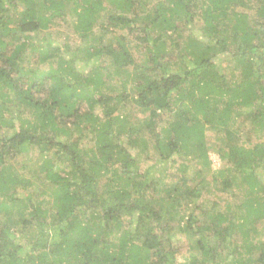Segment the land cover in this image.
Wrapping results in <instances>:
<instances>
[{
  "label": "trees",
  "instance_id": "16d2710c",
  "mask_svg": "<svg viewBox=\"0 0 264 264\" xmlns=\"http://www.w3.org/2000/svg\"><path fill=\"white\" fill-rule=\"evenodd\" d=\"M70 17L76 50L37 40ZM263 133L264 0H0V264H180L185 244L181 264H264ZM150 148L185 160L173 185L140 178ZM29 150L43 180L23 185ZM205 172L238 204L197 207Z\"/></svg>",
  "mask_w": 264,
  "mask_h": 264
},
{
  "label": "rangeland",
  "instance_id": "374dc122",
  "mask_svg": "<svg viewBox=\"0 0 264 264\" xmlns=\"http://www.w3.org/2000/svg\"><path fill=\"white\" fill-rule=\"evenodd\" d=\"M245 12V10H243ZM247 13L249 14L250 19H254L255 13L251 10H247ZM69 19V21H68ZM68 21V22H67ZM73 18H66L64 21H57L55 23H51L49 25V30H43L41 32V35L37 39L40 41L41 37L44 35H48V39L52 41L54 45H58L60 48H66L65 45H68V48H70L72 51L77 49V46L79 44L78 39H76V34L74 32L73 26H72ZM121 35V33H119ZM110 36H107L106 39H109ZM82 59V58H81ZM83 63V62H82ZM105 65L108 68V72L111 74L112 79L109 81L111 84V90H113V94H116L120 91L121 84L124 82L125 77L124 74H122L120 71L118 73L116 72V69L111 66L108 62L105 63ZM29 66L36 68L37 66L40 69H46L48 68V63H42L41 65L29 63ZM85 71V70H84ZM87 71V69H86ZM236 75V73H234ZM12 111H22V106L13 103L12 104ZM120 116L125 117L127 122V126H130L135 123H139L143 119V114L139 112V110L134 106L128 107L124 109H120ZM11 132V131H10ZM206 136L208 139V147H209V159H210V171L215 172L222 166V161L219 159L218 154L216 152L217 143H220L217 141V136L215 132L213 131H207ZM264 138V133L260 135V137ZM127 137V136H126ZM124 137V143L125 140L127 142V138ZM125 145V144H124ZM132 151V150H131ZM149 152L147 154H141L139 153V150L135 153V158L137 157V173L139 174L140 178L142 176H145L148 180H152L154 182H160L164 183L166 185H173V177L176 174V170L178 167V164L180 162H183L185 160L181 158H174L172 161H163L159 158L158 154L153 151L151 148L148 150ZM134 152V151H132ZM36 152H33L31 150L20 154L15 162L12 163L13 171L15 173V176L18 178L19 181H23V185L36 183L39 184L43 180V175H41L38 171V162L40 161V156L36 155ZM175 161V162H174ZM174 162V163H172ZM190 164V175L189 179L193 178V172L195 169L193 168H199V166H195L196 164L194 162H187ZM177 175V174H176ZM205 179V184L207 187L206 189H203V192L201 196L195 200L194 204L197 207H201L202 209H209L212 207V203L216 202L219 203V210L224 211L226 209V204L233 203L238 204V201L234 199L232 195H229V193L226 192V190H222V186L217 183L211 181L210 173L205 172L204 176H202ZM232 190V189H231ZM20 191V190H19ZM239 198L242 197L244 194L242 191H237L235 193ZM238 198V200H239ZM48 201V200H47ZM193 205V204H192ZM48 206V204H47ZM18 216H14L13 219H17ZM24 218V217H23ZM4 221L3 213H0V223ZM129 221V217H125L124 215V223H127ZM262 231V226L259 227V232ZM184 239V237H182ZM264 239V238H261ZM179 246H177L178 248ZM176 248H171L170 250H175ZM189 249V248H188ZM187 245L185 244L184 250L178 252L179 256L177 257L176 261L177 263H182L186 259L189 258V253ZM191 254L196 255L199 259V252L195 249Z\"/></svg>",
  "mask_w": 264,
  "mask_h": 264
}]
</instances>
